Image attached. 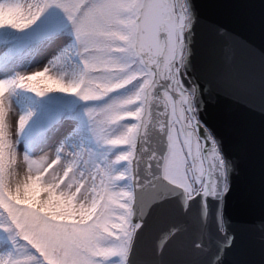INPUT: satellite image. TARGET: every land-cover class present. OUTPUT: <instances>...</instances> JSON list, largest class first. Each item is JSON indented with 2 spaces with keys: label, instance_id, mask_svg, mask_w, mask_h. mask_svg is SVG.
<instances>
[{
  "label": "clouds",
  "instance_id": "obj_1",
  "mask_svg": "<svg viewBox=\"0 0 264 264\" xmlns=\"http://www.w3.org/2000/svg\"><path fill=\"white\" fill-rule=\"evenodd\" d=\"M67 8L0 0V29L24 33L58 10V36L68 39L46 64L0 79V264H134L154 208L172 204L187 216L208 198L217 203L214 233L207 212L188 217L162 234L151 264H164L167 242L193 226L194 254L232 264L229 168L200 138L219 87L202 69L193 0H75ZM21 92L41 103L50 94L75 98L86 137L57 140L61 122L30 141L39 109L18 103Z\"/></svg>",
  "mask_w": 264,
  "mask_h": 264
},
{
  "label": "water",
  "instance_id": "obj_2",
  "mask_svg": "<svg viewBox=\"0 0 264 264\" xmlns=\"http://www.w3.org/2000/svg\"><path fill=\"white\" fill-rule=\"evenodd\" d=\"M193 3L200 20L202 69L207 78L217 79L219 87L217 103L208 105L201 114L210 132L202 128L200 135L209 149L216 144V158H223L229 168L232 190L226 215L229 231L236 238L231 262L264 264V78L258 75L264 67V0ZM202 212H207L209 229L214 233L217 203L211 198L203 205L193 203L187 216L172 204L154 208L135 241L134 264H151L157 259L156 246L162 234L188 223V217L199 221ZM196 230L193 226L169 240L159 259L164 264L180 259L208 264L209 256L196 255L191 248Z\"/></svg>",
  "mask_w": 264,
  "mask_h": 264
},
{
  "label": "rangeland",
  "instance_id": "obj_3",
  "mask_svg": "<svg viewBox=\"0 0 264 264\" xmlns=\"http://www.w3.org/2000/svg\"><path fill=\"white\" fill-rule=\"evenodd\" d=\"M16 11L10 6L9 14ZM4 12L0 11V16ZM62 19L58 10L52 11L51 15L42 17L37 25L31 30L19 33L14 30L0 29V79L11 80L19 74H24L42 66L56 57L68 43V39L61 32ZM45 45H48L47 47ZM54 48L51 53L43 48ZM47 52L44 60H37L39 55ZM2 86V82H0ZM15 99V97H14ZM18 103L33 105L39 109V115L33 123L30 141H39L44 132L54 126L61 124L60 132L56 139L85 138V126L79 118L80 102L75 98L64 94H50L41 103L31 94L21 92Z\"/></svg>",
  "mask_w": 264,
  "mask_h": 264
},
{
  "label": "snow or ice",
  "instance_id": "obj_4",
  "mask_svg": "<svg viewBox=\"0 0 264 264\" xmlns=\"http://www.w3.org/2000/svg\"><path fill=\"white\" fill-rule=\"evenodd\" d=\"M69 3H75V0H49V4L52 7H57L60 9H63L64 11H68L69 9L67 8V5ZM215 154V153H213Z\"/></svg>",
  "mask_w": 264,
  "mask_h": 264
},
{
  "label": "bare ground",
  "instance_id": "obj_5",
  "mask_svg": "<svg viewBox=\"0 0 264 264\" xmlns=\"http://www.w3.org/2000/svg\"><path fill=\"white\" fill-rule=\"evenodd\" d=\"M54 48H56V47H52L51 49L50 48H43V49H45V51L51 53L52 51H54L53 50ZM47 52H45V53L43 52L42 55H39V57L37 58V60H44V57H46Z\"/></svg>",
  "mask_w": 264,
  "mask_h": 264
},
{
  "label": "flooded vegetation",
  "instance_id": "obj_6",
  "mask_svg": "<svg viewBox=\"0 0 264 264\" xmlns=\"http://www.w3.org/2000/svg\"><path fill=\"white\" fill-rule=\"evenodd\" d=\"M204 141V140H203ZM205 142V141H204ZM206 143V145H207V142H205Z\"/></svg>",
  "mask_w": 264,
  "mask_h": 264
}]
</instances>
